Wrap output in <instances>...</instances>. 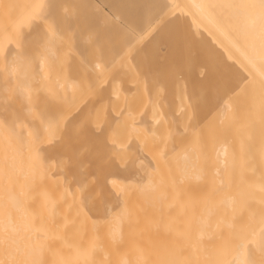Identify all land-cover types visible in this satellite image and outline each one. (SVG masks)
Wrapping results in <instances>:
<instances>
[{
    "label": "bare ground",
    "instance_id": "6f19581e",
    "mask_svg": "<svg viewBox=\"0 0 264 264\" xmlns=\"http://www.w3.org/2000/svg\"><path fill=\"white\" fill-rule=\"evenodd\" d=\"M151 1L145 34L176 13L203 52L186 66L226 72L207 119L182 110L175 168L164 106L130 94L140 47L76 64L44 20L53 0H0V264H264V0Z\"/></svg>",
    "mask_w": 264,
    "mask_h": 264
},
{
    "label": "rangeland",
    "instance_id": "374dc122",
    "mask_svg": "<svg viewBox=\"0 0 264 264\" xmlns=\"http://www.w3.org/2000/svg\"><path fill=\"white\" fill-rule=\"evenodd\" d=\"M53 1L54 4H51L44 11V15L47 18H45L44 20H48V24L50 25V27H52L54 30L58 29L57 31L59 32V34H61V36L64 38V40H60L58 44L59 46L64 47V41H67L70 44L69 51L72 54L71 58L76 61H74L76 64H79V62L82 63L85 60L87 63L92 64L94 61L98 60L104 67L107 66L115 58V56L122 48L133 46L132 48L135 51L131 47L130 48L136 54V50L140 47V55H135L137 57L139 55V57L141 58V60L139 61L141 62L140 64H138V60L136 61V65L135 61L134 63L132 62V55L130 56V53L133 54L132 52H129L128 54L129 65L131 64L130 67L132 66V71L136 72V76L132 71H130V74L126 73L127 75L129 74L128 76H130L129 80L132 79L129 81L130 94L135 92L134 89L136 88V91L138 90V93L135 92L137 94V97H149V101L151 102V104L147 105L146 108L147 110H150V108H152L149 111L152 113V115L154 114L152 111H154L155 109H158L157 113L155 110V114H159L161 104L162 106H164L163 109L165 110V114L168 118L166 120L170 121L169 128H166L168 123L165 127V124L167 122L166 120L163 121L164 124L161 123L163 124V129H161L160 127V132L162 133V136L165 140L167 151L164 164H167L171 160L170 154L175 153V157L173 156V154H171L173 156L172 158L174 159L170 161L172 168H175L177 156L176 146L178 141L177 143H174L173 137L176 136L177 138V128L179 121L182 120V117L185 116V113L187 114L184 117V122L189 125L192 124L196 119H207L208 113H210L208 109L210 106L211 97L215 92V87L217 89L216 82L213 81V79H222L226 74L225 70L221 68L218 72L219 74L211 72L209 66L206 65L207 62L205 63V60H200V64L204 63L206 65V67L203 68V71L200 73H197L193 68L191 69L186 66L189 60H193L194 56H199L203 52H201L193 43H190L191 45L185 46L186 44H188L187 35H184L180 31V28L178 26L179 17L176 13H170L171 15L167 14L166 16L159 18L156 21L157 26L154 23L148 29L149 32L145 34L143 32L144 28L142 27V24L144 22L143 19L146 20L145 16L153 7V2L151 0ZM170 20L173 26H171L172 28L170 27L171 24L169 23ZM173 29L175 32L173 31ZM140 33H142V35H138ZM27 34L28 36H33L35 34V31L30 27L27 30ZM141 39L143 40V42H138ZM80 52L82 53V55ZM159 55H161L162 58H160ZM83 56L86 58H84ZM136 58L134 60H136ZM68 63L70 64L69 61ZM138 65L141 67L139 68ZM136 66L138 67V69H140V71H137ZM72 67H75V65L73 64ZM120 67L122 71L129 72V69L126 66ZM131 74L134 76H132ZM214 74H216V78L213 76ZM177 75L179 76L178 78ZM140 79L143 82H141ZM177 80L179 81L178 83H180V85L177 83ZM134 83H136L137 85ZM150 83H152V87ZM133 84L136 85V87ZM138 84L139 86H142L144 91L142 90V88L140 89L141 92L139 91ZM148 86H150V88ZM177 86L180 87V91L178 90V88L176 89ZM151 88H155L158 93L154 92L153 89L150 90ZM142 91L143 95H141ZM152 91L156 93V95L154 94L157 97L156 99L154 98ZM179 92L181 95L177 96ZM133 95L135 94L133 93ZM179 96L182 97L179 98ZM136 98L134 97V99ZM152 98H154L155 101H153ZM138 100L137 101L140 103L141 99ZM179 100H181L182 103L179 102ZM158 101H161V103H159ZM180 103L185 106H181ZM135 105L138 106L137 104H134V106ZM140 105V107H137L138 110H136L135 112L136 115L137 112L142 108V104ZM151 105H153L154 108L151 107ZM173 105H175L174 107H176L177 105L179 106L174 109ZM182 110H184L185 113H183ZM177 111H180V113H178ZM170 134H172L171 137ZM168 138L169 140L171 139L172 142L169 141ZM70 146L72 147L71 144ZM174 149H176L175 152H173ZM136 157H139V154H137ZM83 158H85L84 160L86 161L90 178H93L95 175L94 172L96 171L92 169L96 170L97 160L94 156H91L89 158L83 156ZM168 159L169 161H167ZM77 161H70L71 168H74L72 170H79L80 164ZM74 162L76 164H74ZM172 164H174V166ZM167 165L166 168L168 167L170 172V166ZM163 167L165 166L163 165ZM137 170L138 165L134 164L131 168V175L139 178L141 173L139 171V174ZM115 171H118V169ZM173 171H175V169H173ZM169 172H167V174ZM172 172L171 174H173ZM167 178H169V175ZM169 183H172V181H169ZM91 187L94 188V186L92 185Z\"/></svg>",
    "mask_w": 264,
    "mask_h": 264
}]
</instances>
